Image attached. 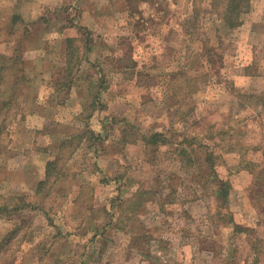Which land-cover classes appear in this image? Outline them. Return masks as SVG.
Instances as JSON below:
<instances>
[{"label":"rangeland","instance_id":"obj_1","mask_svg":"<svg viewBox=\"0 0 264 264\" xmlns=\"http://www.w3.org/2000/svg\"><path fill=\"white\" fill-rule=\"evenodd\" d=\"M40 12L30 33L64 22L38 114L60 146L31 195L6 194L16 166L0 165V244L12 240L0 264H264V0H51ZM7 67L0 76L24 77ZM8 139L0 125V150Z\"/></svg>","mask_w":264,"mask_h":264},{"label":"crops","instance_id":"obj_2","mask_svg":"<svg viewBox=\"0 0 264 264\" xmlns=\"http://www.w3.org/2000/svg\"><path fill=\"white\" fill-rule=\"evenodd\" d=\"M29 1L10 0L0 6V65L9 66V73L15 67L21 68L20 72L24 71V77L18 82L4 76L0 83V125L10 138L0 150V165L5 166V173L11 166H16L12 171L14 178L10 180L11 183L18 181L12 184L16 185L14 189L5 192L9 195H31L45 178L46 164L60 146L56 142L57 134L41 131L44 119L40 115L44 110L42 101L48 95L47 91L50 93L51 84L50 74L43 72H49L55 64L64 63L65 40L61 31L64 22L51 28L49 33L41 26L30 33V23L38 20L41 7L51 0ZM17 54L27 59L25 63H16ZM42 67L46 70L39 71ZM12 85H16L17 92L10 91ZM9 100H18L19 108L9 110Z\"/></svg>","mask_w":264,"mask_h":264},{"label":"trees","instance_id":"obj_3","mask_svg":"<svg viewBox=\"0 0 264 264\" xmlns=\"http://www.w3.org/2000/svg\"><path fill=\"white\" fill-rule=\"evenodd\" d=\"M79 29L80 30H83V31H85V34L87 35L86 36V41H85V44L87 43V41H89V38H88V35L90 34L89 33V31H88V29H86V28H84V27H82V26H79ZM18 58V57H17ZM17 58L15 59L16 60V62H17ZM4 68H8V67H5V66H2V65H0V69L1 70H3ZM7 70V72H8V69H6ZM6 72V71H5ZM6 72V73H7ZM3 75V74H2ZM4 75H5V73H4ZM4 75L3 76H0V83H1V81H2V79H3V77H4ZM18 78V77H17ZM100 85L102 86V82H100ZM96 97V96H95ZM96 99V98H95ZM99 104V101L98 100H92V101H90V104H88L86 107L87 108H89L90 109V113H89V115L94 111V110H96V108H97V105ZM84 132H86V131H83V133ZM94 135H95V137H97L99 134H97V133H94ZM155 137H157V135H156V133H153V134H151L150 136H148V137H145V140H146V142H154L155 140ZM207 159V161L208 162H210V161H212L213 159H212V157H208V158H206ZM49 164V162H47V164H46V177H47V169H48V167H47V165ZM46 180V178L45 179H43L42 181H40L39 183H38V185H37V187H36V189H38V187L43 183V181H45ZM226 183V184H225ZM263 183H264V178L262 179V185H263ZM219 194H220V196H222V198L224 199V201L226 202V200H227V196H228V193H229V181L228 180H221V188H220V191L218 192ZM233 227H234V230H236L237 231V229H239V230H241V229H245L244 227H243V225H240V224H238V223H233ZM257 241H258V244L259 245H263V239L262 238H260V237H258L257 238ZM2 244H6V246L5 247H9L11 244H12V240H11V236H8L6 239H5V241H4V243L3 242H1V244H0V247H1V245ZM254 250L256 251V256H255V260L256 261H258L259 259H260V256H259V254L261 253L263 256H262V258L264 259V252L263 251H259L258 250V248L257 247H254ZM4 251H8L7 249H4ZM0 252H1V250H0Z\"/></svg>","mask_w":264,"mask_h":264}]
</instances>
